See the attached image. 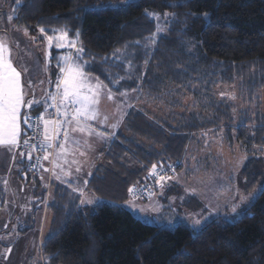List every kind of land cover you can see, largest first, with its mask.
Segmentation results:
<instances>
[{"label":"trees","instance_id":"trees-1","mask_svg":"<svg viewBox=\"0 0 264 264\" xmlns=\"http://www.w3.org/2000/svg\"><path fill=\"white\" fill-rule=\"evenodd\" d=\"M8 2L16 25L31 33L41 27L49 34L52 29H67L72 38L78 31L85 49L84 70L113 94L143 92L152 102L177 95L192 100L190 106H182L189 116L172 121L148 109L130 111L116 138L100 151L88 181L86 191L103 200L94 212L79 205L78 194L68 184L50 190L48 185L41 200L43 210L50 196L49 229L41 246L44 260L40 257L37 264H264V196L240 219L229 222L216 217L198 232L183 223H171L170 209L157 215L162 223L153 225L124 207L130 200L150 201L154 178L148 185L145 176L153 164L157 171L174 167L171 176L183 170L193 135L199 131L225 125L229 138L233 140L232 133H237L236 141L246 151L264 148L260 97L264 91V0H8L6 6L0 3V19ZM150 12L166 18V35L155 48L148 43L157 29ZM63 54L64 50L51 51L53 81L58 73L56 58ZM237 82L241 96L254 108L236 113L242 123L234 124L235 105L214 101L212 92L218 85ZM43 109H24L22 116L41 115ZM209 111L217 115L205 118ZM25 130L22 121L21 142ZM21 158L19 177L28 183L35 179L39 186V174L28 170L27 153ZM15 168L16 164L6 170L1 164L2 210L7 206L4 182H11ZM243 177L246 191L255 192L263 177L257 159L248 161ZM143 186H150L147 197L134 198Z\"/></svg>","mask_w":264,"mask_h":264},{"label":"rangeland","instance_id":"rangeland-1","mask_svg":"<svg viewBox=\"0 0 264 264\" xmlns=\"http://www.w3.org/2000/svg\"><path fill=\"white\" fill-rule=\"evenodd\" d=\"M8 0H1L2 7ZM11 1V0H9ZM4 6V9H5ZM153 13V12H150ZM14 10L11 8V2H8V8L5 9L3 16L0 19V39L6 40L9 44H15L19 64L23 65V53L27 57V45L40 46L46 48V39L38 31L31 33L27 31L25 35L24 29L20 28L15 23ZM159 16V15H158ZM12 17V19H9ZM155 20L157 27L161 31L155 33L149 38L148 43L150 47L155 48L157 43L163 35H166V18L152 16ZM35 37V40L32 38ZM153 37L155 43H152ZM71 38V37H70ZM18 45V47H17ZM29 50L33 49V46H29ZM55 49V48H54ZM59 50V49H58ZM66 51V50H64ZM46 53L38 54L37 60L41 56L45 57ZM45 64V58H44ZM44 67L40 65L34 79L36 84L33 85L34 91L37 93V99L42 101L45 98V94L48 91H55L54 87L48 89L47 80L44 76ZM95 80V77L90 76ZM43 81V83H41ZM239 83L237 82L231 86L218 85L212 92V97L216 102L232 103L235 105V109L231 115H234V124L242 123L239 116H235L240 111H252L254 106L247 104L248 98L241 96L242 92L239 89ZM223 93V95H222ZM235 97L234 99L232 97ZM262 111L264 113V91L260 94ZM192 100L186 98V96L177 95L174 98L169 97L166 101L156 100L154 102L148 101L146 95L143 92H136L132 94H126L121 97L113 94V100H108L106 95L101 96L100 111L103 115L108 116V123L92 122L93 126L98 131L105 133H114L107 138L101 139L103 143L109 139V137L116 138L124 121L131 110H145L148 109L158 117L165 118L167 121H172V118H179V116H189V111L185 110L182 106H190ZM180 103V106H174L171 108V104ZM53 108L47 109L46 118H51L54 113ZM45 113V111H44ZM216 113L207 112L204 115L205 118H212L216 116ZM233 119V120H234ZM226 124V120H224ZM112 124H117V127L113 129ZM233 134V140L228 136V129L225 125L220 128H213L210 130L199 131L193 136V141L188 148L186 158L184 160V168L180 170L175 176L174 180H169L168 184L157 183L159 174L153 175L151 170L146 174L145 181L149 180L148 185L151 183V178H154L153 193L150 199L153 204L148 207V201L137 202L133 201L135 205H139L138 209L143 211H134V215L141 219L144 223L159 225L161 221H157L160 214H165L166 209H170L171 215L170 221L173 224L183 223L184 225L191 227L192 220L201 217H208V220L202 224L201 227L193 229L196 232L200 231L207 222L216 217H222L229 222H234L240 219L243 215L233 217L231 215V205L239 202L240 196H249L258 191L261 185H264V148H253L246 151L236 141L237 133ZM81 139L83 143L84 139H87L92 147H82L81 151H85L87 155L81 156L76 153L74 158L79 155V158L84 159L83 165L85 169L88 166V162L91 165V161L96 157L94 148L102 145L99 137L95 138V135L91 137L83 136L82 134H75ZM111 138V139H113ZM100 142V143H99ZM110 143L108 144V146ZM249 152V153H248ZM7 153V152H6ZM8 156V157H7ZM20 156V155H19ZM8 153L4 157V161L11 169L16 164L15 173L12 175L11 182L9 181L3 188L7 191V203L6 207L0 209V264H37L42 261L41 246L44 236L47 235L49 229L48 214H44L45 209L42 210V193L47 189L46 177L40 179V185L38 186L35 179L28 183L27 178L21 179L19 177V171L23 168L19 165V162H14L13 155L10 162ZM251 159H257L259 161V169L263 174L259 187L253 193L246 191V182L243 177L244 169ZM23 161V159H22ZM99 163L98 158L95 160V166ZM45 167V163L43 169ZM66 168V167H65ZM70 168V167H69ZM67 169V168H66ZM72 170V168H70ZM151 169V168H150ZM60 171L59 169H56ZM43 170L39 173V177H42ZM72 177H64L69 182L78 183V180H85L79 177V174L74 173L72 170ZM63 176L62 173H60ZM9 180V178L7 179ZM13 182V183H12ZM157 184V185H156ZM167 185V186H166ZM166 186V187H165ZM137 188V186H135ZM195 189V193L191 190ZM158 192V193H157ZM39 194V196H37ZM95 197V196H93ZM103 203V200L99 199V202L95 205H89L91 211H95L98 204ZM141 203V204H139ZM201 203V205H200ZM146 204L145 206H142ZM239 211V209H238ZM154 212V213H153ZM159 212V213H155ZM153 213V214H152ZM210 213H214L210 215ZM218 213V214H217ZM159 214V216H157ZM174 215V216H173ZM7 225V227H5ZM11 248V253L7 254L5 258V249Z\"/></svg>","mask_w":264,"mask_h":264},{"label":"snow or ice","instance_id":"snow-or-ice-1","mask_svg":"<svg viewBox=\"0 0 264 264\" xmlns=\"http://www.w3.org/2000/svg\"><path fill=\"white\" fill-rule=\"evenodd\" d=\"M149 15L158 17V14L155 13H149ZM203 15L207 17L208 13ZM9 19H12V17H9ZM159 31L161 29L157 27V32ZM24 32L27 35V29H24ZM39 32L43 34L47 41L45 72H47V68L51 63L52 49L66 50L65 54L56 58V68L58 69L56 79L54 81L49 80V86L54 87L55 91L46 92L43 101L36 100L34 94L31 98L26 99L25 87L27 86L30 90L33 88L31 80L24 81L23 79V74H26L28 69L18 70L13 63L10 44L4 39H0V147H6L9 151L19 149L21 147L22 121L28 128L41 126L40 124L33 125L29 123L31 117L27 113L22 116V110L32 109L33 105L44 108L45 114L38 117L43 127L42 141L37 145L31 143V137L23 140V146L32 149L27 153V159L31 160L33 152L39 147L43 155L36 157L37 163L40 160L49 161L53 167L45 169V171H51L56 180L68 183L72 191L78 194L79 205H95L100 198L89 196L84 191V188L88 186V180L82 181L83 187H73L71 182L64 179V177H72L73 175L72 170L70 168L66 169L65 165L69 164L67 159L69 154L75 156L76 153H79V155L85 156L87 153L81 151V148L87 147L90 149L92 147L87 139H84L82 143L81 139L75 134H82L86 137L95 135L101 139L114 135V133L109 134L98 131L92 124L93 121L97 124L108 123V116L101 113L99 106L102 95H106L107 99L111 101L113 100V93L110 88L99 81V78L94 80L84 70L87 62L83 60L85 49L82 47L78 31L73 34L72 38H70L67 29H52V34H49L45 28L41 27ZM32 39L35 40V37ZM151 42L155 43L154 37ZM121 95H126V93H121ZM48 108L55 110L51 118H46ZM111 127L115 129L117 124H112ZM20 156L24 157L25 153L20 152ZM13 160H15V156H13ZM60 161L63 163H60ZM71 163L77 164L75 172L79 173L81 171L79 161L73 160ZM56 169L60 170L59 173ZM171 171L175 174L174 167L171 168ZM151 172L153 175H157V165H152ZM87 175L92 176V172L88 171ZM176 178L175 175L167 177L159 175L157 183L161 184L162 188V182L166 179L174 180ZM4 183L6 184L7 181ZM128 191L134 193L135 189L129 188ZM191 191L195 193L196 190L192 189ZM152 195L154 193L149 194L150 198ZM261 196H264V185H261L260 189L254 194L240 196L239 202L231 205V215L238 217L245 214ZM126 206L129 209L137 210L135 203L131 200L126 201ZM138 210L143 211V209ZM213 214L210 213V215ZM207 220L208 217L193 219L191 227L193 229L199 228ZM9 253H11L10 247L5 249V258Z\"/></svg>","mask_w":264,"mask_h":264},{"label":"crops","instance_id":"crops-1","mask_svg":"<svg viewBox=\"0 0 264 264\" xmlns=\"http://www.w3.org/2000/svg\"><path fill=\"white\" fill-rule=\"evenodd\" d=\"M43 45H47V44H43ZM11 48H12V53H11V56H12V59H13V63L14 65L18 68V70H21L23 71L24 68H27L28 71L26 74H23V79L24 81H28V80H31L32 81V85L36 84V79H34V77L36 76L37 74V71H38V67L40 68V65H43L44 69H45V64H44V58L43 56L40 57L39 60H37V55L38 54H43V53H46L47 52V47L44 49V48H41L40 46H34V45H27V57L23 54V53H20V56H23V62L22 64L23 65H20L19 64V58H18V54H17V50H16V47H15V44H10ZM29 46H33V49L32 50H29ZM21 62V60H20ZM50 66V65H49ZM49 66L47 68V72H45V70H43L44 72V76L46 77V80H47V86L46 88L48 87V89H51V87L49 86V80L51 79L50 75V70H49ZM50 78V79H49ZM34 87L30 90L27 86L25 87V93H26V99L28 98H31L34 94V97L36 100H40L42 101L41 99H37V93L38 92H35L34 91ZM33 107H36V105H33ZM23 111L24 109L22 110V114H23ZM45 109H43V113L42 114H45L44 113ZM21 129H22V124H21ZM21 135H22V132H21ZM112 136V135H111ZM95 138H97L95 136ZM113 137H109L108 140H106L105 143H103V141L100 139V138H97L100 140V142H102V145L98 146V148H94V152H95V158L93 159V161H91V165L90 163L88 162V166L87 168L85 169V166L83 165L84 163V159L82 158H79V155H77L75 158L69 154L67 156V159L69 161V164L68 165H65L66 168H72V170L74 171V173H77L75 172V168L77 167V164H73L71 163V161L73 160H76V161H79V165L81 166V171L79 173H77V175L79 174V177L81 179H86L89 181L90 177L91 176H88L87 175V172L88 171H91L92 172V176L94 175V172L96 170V167L97 165L95 166V160L96 158L99 157V154H100V151L105 147L107 146L109 143H111ZM99 142V143H100ZM22 143V142H21ZM84 151V150H83ZM8 153L9 155V159L7 160L8 162L11 161L12 159V155L15 156V160L14 162H19L22 161L23 158H21L20 155V151L19 149H14L12 151H9L6 147H0V168H1V164L2 166L5 165L6 166V170H7V164L3 161H4V157L5 155ZM8 157V156H7ZM45 162V167L43 169V172H42V177H46V185H47V189H48V185H49V190L50 188L53 189L54 186H58V185H67L68 183H62L60 180H56L52 174L51 171H45V169H51L53 166L49 163V161H44ZM60 163H63L62 161H60ZM20 164V162H19ZM58 173L59 171L56 170ZM15 173V169H13L10 174H11V180H12V175ZM41 178V176H40ZM80 182L77 183L78 185L77 186H80V187H83V183L81 180H79ZM13 183V182H12ZM7 184V183H6ZM5 184V185H6ZM53 186V187H52ZM87 188V187H86ZM86 188H84V191L87 195L91 196L87 191H86ZM132 201V200H131ZM134 201V200H133ZM154 202V201H153ZM153 202L149 201L147 204H148V207L150 206V204H153ZM49 203H50V196L48 197L47 201L45 202V206H44V209L46 210L47 209V206H49ZM141 204V203H139ZM146 204L142 205V206H145ZM125 208H127L128 210H130L132 213L134 211H138V207L139 205H136V208L137 210H132V209H129L126 204L124 205ZM154 213V212H153ZM152 213V214H153ZM156 214L159 213V212H155ZM44 214H48L47 210L44 211Z\"/></svg>","mask_w":264,"mask_h":264},{"label":"built area","instance_id":"built-area-1","mask_svg":"<svg viewBox=\"0 0 264 264\" xmlns=\"http://www.w3.org/2000/svg\"><path fill=\"white\" fill-rule=\"evenodd\" d=\"M29 123L33 124V125H37L40 124V127H33V128H28L26 125V130H25V139L31 137V143H36L37 145H39V143L42 141L43 136H42V132H43V127H42V123L39 121L37 116H31V119L29 120ZM29 151H32V149L30 147H25L23 146V141L21 143V147H20V152H24V153H28ZM43 152L39 149V147L37 148V150L35 152H33V158L31 160H29V167L28 170L29 171H34V173L39 174L41 172L42 169V165L44 163V160H40L39 163H37L36 157L37 156H42ZM169 172L171 170H168ZM159 175H165L167 176H171L169 172L165 171V170H160L157 171ZM155 181V179H154ZM150 187V186H149ZM149 187H142L141 190H138L135 195V197H138L136 199H145L149 193L148 189Z\"/></svg>","mask_w":264,"mask_h":264},{"label":"bare ground","instance_id":"bare-ground-1","mask_svg":"<svg viewBox=\"0 0 264 264\" xmlns=\"http://www.w3.org/2000/svg\"><path fill=\"white\" fill-rule=\"evenodd\" d=\"M33 116H37V117H39L40 115H33Z\"/></svg>","mask_w":264,"mask_h":264}]
</instances>
